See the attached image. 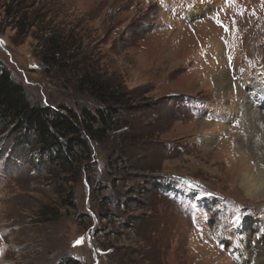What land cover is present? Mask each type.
Returning <instances> with one entry per match:
<instances>
[{"label": "rangeland", "instance_id": "obj_1", "mask_svg": "<svg viewBox=\"0 0 264 264\" xmlns=\"http://www.w3.org/2000/svg\"><path fill=\"white\" fill-rule=\"evenodd\" d=\"M23 2L82 36L137 99L65 172L53 153L17 155L19 131L0 122V264H239L232 241L251 259L264 195L249 198L238 173L264 155L248 93H264V0H0V65L31 103L79 111L94 101L40 62L43 33L15 17ZM235 133L260 156L235 151Z\"/></svg>", "mask_w": 264, "mask_h": 264}, {"label": "trees", "instance_id": "obj_2", "mask_svg": "<svg viewBox=\"0 0 264 264\" xmlns=\"http://www.w3.org/2000/svg\"><path fill=\"white\" fill-rule=\"evenodd\" d=\"M33 6L23 2L15 17L24 28L35 27L37 32L43 33L39 37L40 62L63 73L72 71L76 91L89 96L95 107L82 106L76 111L71 107L53 108L31 103L25 90L0 65V122L13 125L15 132L19 131L13 137L12 148L17 155L32 148L37 149L41 157L53 153L50 162L65 172L81 154L89 152V140L106 137L116 126L114 118L119 113L134 110L137 97L126 92L118 77L96 66L94 54L90 55L83 46L82 36L72 28L61 27L63 23L57 25L52 18L48 26L36 12L32 17L27 16V9ZM45 25L47 31L43 29Z\"/></svg>", "mask_w": 264, "mask_h": 264}, {"label": "bare ground", "instance_id": "obj_3", "mask_svg": "<svg viewBox=\"0 0 264 264\" xmlns=\"http://www.w3.org/2000/svg\"><path fill=\"white\" fill-rule=\"evenodd\" d=\"M193 13H195V12H193ZM218 46L220 47V42L215 44V46L213 44V48H217V49H214L215 50L214 51L215 52L214 53L215 54V58H218L219 55H220V52L217 51L219 49ZM216 78L217 79L220 78L223 81H227L229 79L228 73L225 70H223V71L220 70L218 75L216 76ZM238 81H240L243 84V81L241 80V78H239ZM236 84H237V82H236ZM242 84L240 86L241 89H242V86H243ZM250 89L251 88H248V91H249L248 93L250 95V98L253 99V101H256V98L252 97V90H250ZM258 91H260V90H258ZM253 101H251V103H252V106L253 105L255 106L254 107V109H255L254 113L258 114L259 116L256 119L255 125H254V127L252 129H253V131H255V133H257V134H254V136H256V135L258 136V135H262L263 134L262 130L260 128L261 127L264 128V93L262 95V98L260 100L256 101L255 104H254ZM259 106H261L260 110L258 109ZM224 116H225V114H224ZM239 124H240V122H239ZM257 125L260 128H258ZM254 136L250 139V141L248 140V143L246 142L247 144H245L244 143V139H242V137L240 135L236 134L235 137H236V139L238 141L236 142V146L234 147L235 151H237L240 148V146H239L240 144H244V145H247L250 148H252L253 151L257 154V157L260 156L257 153V151L259 149H262V148H259V145L256 144V137H254ZM212 139H213L212 136H208L205 140H206V142L208 144H210L211 143L210 140H212ZM244 150L245 149L242 148L240 151H242V153H243ZM238 153H240V152H238ZM245 154L246 153L244 152L243 156H242V159L246 157ZM237 160H236L237 161L236 163L238 164L239 163L238 156H237ZM254 162H255V165H256L255 170H253L252 167L251 168H248V167L246 168L244 166L245 165L244 164V165H240L241 169L239 170V173H238V175H239L238 185L240 186V188L244 191V193L249 198H252L254 196V194H257V193L264 195V155L263 156L261 155L260 159L254 161ZM260 164H261V166H260ZM242 166H244L245 168L242 167ZM254 225L255 224L249 225V227L247 228L248 233L245 232L247 246L251 245L250 249L252 250V253H253L251 255V259H249L248 255L245 253V251H242V252L238 251L237 247H235V245H236L234 243L235 241L234 242L232 241L231 242L232 245H230L231 247H229L230 248V252H231L230 256L232 258L235 257L237 259V261L239 262V264H246L245 262H249L248 264H264V225L260 226L257 229L256 234H255V238H253V228H252V226H254Z\"/></svg>", "mask_w": 264, "mask_h": 264}, {"label": "snow or ice", "instance_id": "obj_4", "mask_svg": "<svg viewBox=\"0 0 264 264\" xmlns=\"http://www.w3.org/2000/svg\"><path fill=\"white\" fill-rule=\"evenodd\" d=\"M76 243H77V244L82 243V239H81V240H78Z\"/></svg>", "mask_w": 264, "mask_h": 264}, {"label": "water", "instance_id": "obj_5", "mask_svg": "<svg viewBox=\"0 0 264 264\" xmlns=\"http://www.w3.org/2000/svg\"><path fill=\"white\" fill-rule=\"evenodd\" d=\"M0 44H1V40H0Z\"/></svg>", "mask_w": 264, "mask_h": 264}]
</instances>
